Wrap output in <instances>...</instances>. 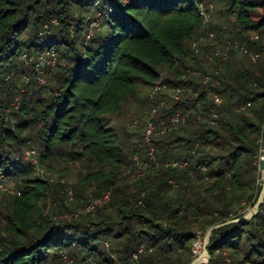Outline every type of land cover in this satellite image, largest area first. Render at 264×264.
I'll use <instances>...</instances> for the list:
<instances>
[{
    "label": "trees",
    "instance_id": "1",
    "mask_svg": "<svg viewBox=\"0 0 264 264\" xmlns=\"http://www.w3.org/2000/svg\"><path fill=\"white\" fill-rule=\"evenodd\" d=\"M159 81L147 144L127 107L150 117ZM263 145L264 0H0V264H189L210 228L204 264H264V195L240 214L259 203ZM28 150L62 176L76 165L72 201Z\"/></svg>",
    "mask_w": 264,
    "mask_h": 264
},
{
    "label": "built area",
    "instance_id": "2",
    "mask_svg": "<svg viewBox=\"0 0 264 264\" xmlns=\"http://www.w3.org/2000/svg\"><path fill=\"white\" fill-rule=\"evenodd\" d=\"M200 13H201V15H203L205 22H208L209 21V16L207 14V11H205L204 7H201ZM208 35L210 37H213V32H210ZM205 37L206 36L202 35V36H200L198 39H196L193 42V44H192V51L194 52L193 54H197L199 52V44L205 39ZM228 48H229V45H228ZM47 54H48V56L42 55L35 62V69L38 72L37 80H38L40 85H45L46 84V79H45V77L43 75V69H42L44 67V65H46V66H54L56 64V60H57V55H56L55 52L50 51ZM227 55H228L227 54V50L222 53V56H223L224 59L227 57ZM252 57H253V59H256V58L259 57V55L255 54V55H252ZM23 58L27 61V63H30V62L34 61L33 57L28 58L27 55H24ZM24 78H25V83H29V78L27 76H25ZM165 89H166V85L159 81L158 83H156V85L154 86V88L152 90V93H151V98L157 99L159 101V106L153 108L151 116L148 117L147 120H146L147 121V131H146V143L147 144L151 143V134H153V132L156 129L155 123H154L152 118L157 113L158 109L161 106H164V104H165L164 100L162 99V92ZM180 90L181 89L179 88L178 91H180ZM23 92H24V89L22 88L21 89V93H23ZM22 96H23V94H20V97H18L16 99V104H15L16 107H19V105L21 104ZM215 100H216L217 103L221 102V98L218 95H215ZM181 121H184V118H182L179 115L174 116L173 119H172V127H176L177 124L179 122H181ZM170 129H171V127L164 128V131L165 130H170ZM36 154L37 153L34 150H28L27 151V158L28 159L30 158L32 163L34 165H36L37 168H38V161H37V158L35 157ZM261 154H262V149H261ZM261 154H260V157L262 159H264V156H262ZM173 164L177 165V163H173ZM45 174H47V172H45L44 170H41V172L39 173V175L42 176V177H44ZM4 181H5V174L3 173L2 170H0V188L3 189V190H7L9 192H13L14 191L13 190V185L5 184ZM257 182L260 184V179H258ZM109 195H110V193L107 192L102 198L96 199L94 201V203L92 205H90L88 208L92 209L96 204H101V203L106 202L109 199ZM68 196H69V200L70 201H72L74 199V194H73L72 190H68ZM245 210L250 211V213L254 212V211H252V205L251 204L247 205ZM207 249H208V247H207V243H206V233L205 234L198 233L197 236L195 237L193 243H192V247H191L192 261L189 264H204L202 262V258L204 257V254H205ZM141 251L142 250H140V252ZM137 258H138V255L134 254V259L137 260ZM251 264H254V263H251Z\"/></svg>",
    "mask_w": 264,
    "mask_h": 264
},
{
    "label": "rangeland",
    "instance_id": "3",
    "mask_svg": "<svg viewBox=\"0 0 264 264\" xmlns=\"http://www.w3.org/2000/svg\"><path fill=\"white\" fill-rule=\"evenodd\" d=\"M210 14H213V11ZM210 22H211V17L209 18V22H208L207 27L210 26ZM207 27L205 29V30H207V31H205L206 33L202 34L204 36H207V34H209L211 32V31L210 32L208 31ZM252 36L256 37L255 34H252ZM213 42L214 41H213L212 37H210V36L205 37V39L199 44V52L198 53H205L206 51L203 48H201V47L209 46V45L213 44ZM224 46H220V47L215 48L214 52L217 53V52H220L221 50L223 52L226 51L227 48H228V45L225 44ZM223 48H224V50H223ZM237 53H243V51L241 49H238ZM44 67H46V65H44ZM44 67L42 68L43 72H44ZM169 94L171 95L172 91L171 92L169 91ZM18 97H20V94H18L16 98H18ZM147 110H148L147 108H145L144 106H142L141 104H139L136 101L131 103L127 107V111H128V115L129 116L131 114H134V115L135 114H139V117H135L134 120H133V122H134L132 124L133 129L137 128V127H139L141 125L140 124V120H142L143 123H144L145 120H147V118H148V116H147L148 112H146ZM261 155L264 156V145L262 146V154ZM258 165H259V169H260V178H259L260 179V184L263 186L264 185V159H262L260 156H259V159H258ZM60 167L61 166L56 167V169H58ZM72 167H73V169H71V172H70L71 175L67 174V175H64V176H62V174L60 172H58L57 170L47 169L44 166H41L40 164L38 165V168H36V169H37V173L38 174L41 172V170H44L45 172H47V174H45L44 177L49 179V181H50L49 183H51V184H63V185L66 186V191H68V190H70V187H68V186H70V184H72V181L77 180L78 177H79V175H78L79 171H75L74 170V169H76V165L72 164ZM245 208H246L245 206L242 207V209L240 210V214H248V215L251 214L250 211L245 210ZM255 208L256 207L252 206V211H254ZM207 231L208 230L200 229V230H198V233H202V234L206 233L207 234Z\"/></svg>",
    "mask_w": 264,
    "mask_h": 264
},
{
    "label": "water",
    "instance_id": "4",
    "mask_svg": "<svg viewBox=\"0 0 264 264\" xmlns=\"http://www.w3.org/2000/svg\"><path fill=\"white\" fill-rule=\"evenodd\" d=\"M263 195H264V188L263 191L261 193L260 199H259V203L256 206L255 210L253 213H256L259 210V207L261 206L262 200H263ZM253 213L249 214L247 217H250L251 215H253ZM213 228L208 229L207 234H206V243H207V247H208V243H209V239H210V235L212 233ZM210 258V253L208 251V249L206 250L204 257L202 258V262L206 263Z\"/></svg>",
    "mask_w": 264,
    "mask_h": 264
}]
</instances>
